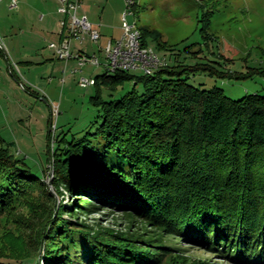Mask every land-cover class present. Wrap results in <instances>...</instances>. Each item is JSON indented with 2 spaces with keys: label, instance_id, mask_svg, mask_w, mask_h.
I'll use <instances>...</instances> for the list:
<instances>
[{
  "label": "trees",
  "instance_id": "trees-1",
  "mask_svg": "<svg viewBox=\"0 0 264 264\" xmlns=\"http://www.w3.org/2000/svg\"><path fill=\"white\" fill-rule=\"evenodd\" d=\"M140 31L145 46L152 39L174 51L158 31ZM198 70L238 77L177 59L153 75H98L90 103L100 121L79 140L50 145V184L0 137V215L24 225L16 256L0 254V264H216L172 256L177 240L232 264H264V95L234 100L196 87ZM255 74L264 79V68L240 77ZM129 83L122 98L103 100L102 87L114 94ZM16 205L31 214H12ZM102 211L122 216L124 229L82 221Z\"/></svg>",
  "mask_w": 264,
  "mask_h": 264
},
{
  "label": "rangeland",
  "instance_id": "rangeland-1",
  "mask_svg": "<svg viewBox=\"0 0 264 264\" xmlns=\"http://www.w3.org/2000/svg\"><path fill=\"white\" fill-rule=\"evenodd\" d=\"M124 1V0H123ZM138 17H129V22L137 21L140 30H156L162 34L163 42L175 46L174 51L159 49L156 41L148 42L153 50L166 61L186 66L209 65L223 72L237 73V78L210 76L209 71L198 70L191 76L190 83L203 89L215 87L223 89L234 100L250 94L264 95V79L258 74L240 77L253 69L264 68V0H138ZM125 4V1H124ZM3 3L0 5V19L4 16ZM9 15V13H7ZM208 24V35L201 32L204 21ZM3 22H1V25ZM123 32V31H122ZM2 37H4L2 35ZM0 39V137L11 145L16 157L24 159L36 171L47 175V183L54 177L53 159L49 162V147L52 150L57 137H66L69 142L81 139L96 121H100V111L90 103L97 90L95 87L84 89L80 86L82 73L55 75L52 78L51 93L56 94L54 101L45 100L41 89L45 80L38 79L43 65L22 64L25 53L34 49L21 46L13 52ZM19 41H16V45ZM75 45L79 46L77 41ZM99 45L92 43L85 47L90 53L97 51ZM10 49V50H8ZM46 51H52L45 49ZM199 52L198 56L193 53ZM222 56V58H219ZM101 63L106 57L98 53ZM33 62L38 63L36 60ZM58 67L64 62L54 59ZM212 62V63H209ZM227 62V63H226ZM33 67L38 69H32ZM80 70V68H79ZM84 76L104 75L106 68L90 67L82 69ZM142 75L141 72H135ZM65 79V83H63ZM42 81V82H41ZM132 83L112 94L105 87L101 89L103 100L122 98L133 89ZM30 89L32 94L27 90ZM52 119L53 124H50ZM53 140L50 142L49 137ZM65 193L64 204L68 203ZM58 197V196H57ZM60 198L58 203H60ZM15 211L25 216L31 214L30 208L16 205ZM40 209V208H39ZM42 211V208L40 209ZM82 221L89 226L98 222L104 228L121 231L122 216H111L99 212L92 216L81 215ZM67 218V217H65ZM13 224L7 216L0 215V254L10 258L16 256L13 241L22 235L17 231L24 225ZM15 238H12V236ZM177 247L172 256L195 262L207 260L216 264H232L215 255L202 251L186 242L174 241ZM20 244L16 245L19 250ZM28 249V248H27ZM23 250V247L20 249ZM26 248L24 249V251ZM27 251V250H26ZM21 254V252L19 253ZM20 258H22L20 256ZM183 261V260H180Z\"/></svg>",
  "mask_w": 264,
  "mask_h": 264
},
{
  "label": "crops",
  "instance_id": "crops-1",
  "mask_svg": "<svg viewBox=\"0 0 264 264\" xmlns=\"http://www.w3.org/2000/svg\"><path fill=\"white\" fill-rule=\"evenodd\" d=\"M13 1L17 3L15 8H12ZM2 3L5 10L3 18L0 19V39L4 38L5 46L12 48L13 52L21 45L23 49H34L22 56L26 59L22 64L24 63L28 66H34L35 64L43 65L38 79L45 80V82L48 81L47 83L43 82V86H41L45 94V100L54 101V98H56V94H52L50 88L52 78L57 74L60 75L62 73L66 76L68 71L76 66L78 69H74L72 74L80 72L82 73V77L90 79L98 76L93 73L89 76H84L82 69L90 65L80 68L76 60L69 62L62 61L49 48L51 44H60L63 41L61 24L67 17L59 12L61 6L60 0H1L0 5ZM124 12L125 4L123 0H82L79 15L86 16L90 23L99 30L101 39L98 43L99 48L97 46V51L92 53L85 49V47L92 45L88 37H86L83 44L78 42L79 46L75 45L74 41L72 43L73 52L77 53L80 51L88 55H96L97 57L98 53L104 54L102 51L110 41H116L122 37ZM1 22H3V25H1ZM16 41H19L17 45ZM46 48L50 49L52 54H50V51H46ZM54 59L64 62L65 65L59 68L57 63L52 62ZM33 60H36L38 63L33 62ZM63 83H65V79H63ZM27 91L32 94L36 93L30 89Z\"/></svg>",
  "mask_w": 264,
  "mask_h": 264
},
{
  "label": "built area",
  "instance_id": "built-area-1",
  "mask_svg": "<svg viewBox=\"0 0 264 264\" xmlns=\"http://www.w3.org/2000/svg\"><path fill=\"white\" fill-rule=\"evenodd\" d=\"M1 1V0H0ZM125 12L123 15L122 37L116 41H110L103 49L106 57L105 64L101 63L96 55H88L78 51L74 53L72 43L74 41L83 44L86 37L94 44H98L101 35L97 28L90 23L86 16H80L82 0H60L59 12L65 15L66 20L62 21L63 41L60 44H51L49 48L55 56L65 62L76 60L80 68L86 65L93 67H105L107 73L114 75L118 71L128 73L141 72L143 75H153L157 70L167 65L166 60L162 59L151 46L143 44L141 31L137 21L129 22V17L134 16L136 0H124ZM17 5L13 1L12 8ZM95 79L81 78L80 86L84 89L94 87Z\"/></svg>",
  "mask_w": 264,
  "mask_h": 264
},
{
  "label": "water",
  "instance_id": "water-1",
  "mask_svg": "<svg viewBox=\"0 0 264 264\" xmlns=\"http://www.w3.org/2000/svg\"><path fill=\"white\" fill-rule=\"evenodd\" d=\"M164 60H165V59H164ZM166 62H167V61H166ZM106 72H107V71H106ZM133 74H134V73H133ZM142 75H143V74H142ZM82 78H83V77H82ZM94 79H95V78H94ZM95 81H96V80H95ZM95 86H96V85H95ZM95 86H94V87H95ZM87 89H88V88H87Z\"/></svg>",
  "mask_w": 264,
  "mask_h": 264
}]
</instances>
